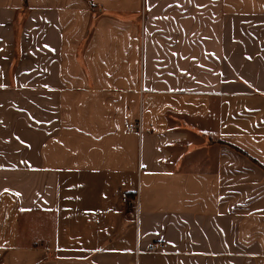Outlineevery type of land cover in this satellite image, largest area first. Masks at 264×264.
Returning a JSON list of instances; mask_svg holds the SVG:
<instances>
[{
  "label": "crops",
  "instance_id": "crops-1",
  "mask_svg": "<svg viewBox=\"0 0 264 264\" xmlns=\"http://www.w3.org/2000/svg\"><path fill=\"white\" fill-rule=\"evenodd\" d=\"M0 264H264V0H0Z\"/></svg>",
  "mask_w": 264,
  "mask_h": 264
},
{
  "label": "built area",
  "instance_id": "built-area-1",
  "mask_svg": "<svg viewBox=\"0 0 264 264\" xmlns=\"http://www.w3.org/2000/svg\"><path fill=\"white\" fill-rule=\"evenodd\" d=\"M140 123L139 121H137L136 123H133L129 126H127V130H136V131H140ZM121 199L123 202H127L129 199H128V195L126 192H122L121 193ZM129 203V201H128ZM130 203H135V205H137V198L135 197L134 199H132V201H130ZM163 247V243L161 242H157V243H150L147 248H146V252L148 253H155V252H158L162 249Z\"/></svg>",
  "mask_w": 264,
  "mask_h": 264
},
{
  "label": "rangeland",
  "instance_id": "rangeland-1",
  "mask_svg": "<svg viewBox=\"0 0 264 264\" xmlns=\"http://www.w3.org/2000/svg\"><path fill=\"white\" fill-rule=\"evenodd\" d=\"M135 197L137 198V195H136ZM135 197H134V198H135ZM134 198H133V199H134ZM121 200H122V199H121ZM137 201H138V198H137ZM122 202H123V201H122ZM161 243H162V242H161Z\"/></svg>",
  "mask_w": 264,
  "mask_h": 264
}]
</instances>
